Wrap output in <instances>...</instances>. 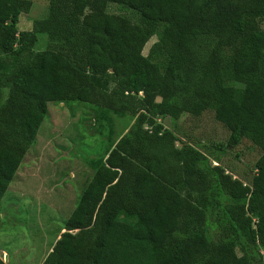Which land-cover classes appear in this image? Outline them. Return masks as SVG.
Returning a JSON list of instances; mask_svg holds the SVG:
<instances>
[{"label":"trees","instance_id":"1","mask_svg":"<svg viewBox=\"0 0 264 264\" xmlns=\"http://www.w3.org/2000/svg\"><path fill=\"white\" fill-rule=\"evenodd\" d=\"M31 6L0 0V203L48 103L134 117L42 264H264V0H49L18 33ZM38 34L56 48L34 51ZM207 110L225 149L261 150L250 186L156 122Z\"/></svg>","mask_w":264,"mask_h":264},{"label":"rangeland","instance_id":"2","mask_svg":"<svg viewBox=\"0 0 264 264\" xmlns=\"http://www.w3.org/2000/svg\"><path fill=\"white\" fill-rule=\"evenodd\" d=\"M30 1L29 13L20 16L18 33L31 31L35 21L48 17L49 0ZM107 12L136 21L133 12L120 4H109ZM37 37L34 51L56 48L47 34ZM156 40L154 36L145 45L144 56ZM6 95L5 90L4 98ZM156 122L173 132L177 147L189 145L203 151L211 156L213 166L219 165L234 179L251 185L261 150L248 139L225 149L230 132L215 119L213 111L200 116L182 113L177 120L159 116ZM133 123L131 115L114 114L85 103H48L36 139L0 203V258L4 263L42 264L95 170L122 142ZM194 245L201 248V240Z\"/></svg>","mask_w":264,"mask_h":264},{"label":"water","instance_id":"3","mask_svg":"<svg viewBox=\"0 0 264 264\" xmlns=\"http://www.w3.org/2000/svg\"><path fill=\"white\" fill-rule=\"evenodd\" d=\"M109 72L112 73V70L110 69ZM65 232H66V230H62V233H65ZM62 233H61V234H62ZM58 239H59V238H58Z\"/></svg>","mask_w":264,"mask_h":264},{"label":"crops","instance_id":"4","mask_svg":"<svg viewBox=\"0 0 264 264\" xmlns=\"http://www.w3.org/2000/svg\"><path fill=\"white\" fill-rule=\"evenodd\" d=\"M6 264H7V262H6Z\"/></svg>","mask_w":264,"mask_h":264}]
</instances>
